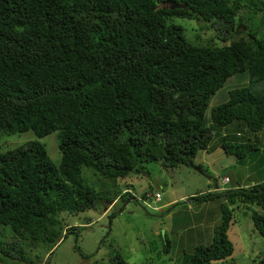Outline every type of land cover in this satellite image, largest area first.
<instances>
[{"label":"trees","instance_id":"obj_1","mask_svg":"<svg viewBox=\"0 0 264 264\" xmlns=\"http://www.w3.org/2000/svg\"><path fill=\"white\" fill-rule=\"evenodd\" d=\"M165 1L0 0V140L58 131L60 157L53 165L37 140L0 153V227L12 232L0 240L1 264L26 263L25 246H53L78 229L62 233L59 215L93 209L99 199L82 181L81 167L112 182L147 174L150 163L200 171L194 157L209 146L212 128L232 124L261 138L225 132L223 152L237 163L257 151L264 159V0H172L186 5L172 10L160 5ZM171 18L201 22L213 35L209 42L188 40L180 26L167 24ZM243 72L246 86L228 90L206 118L210 97ZM218 197L225 202L211 243L194 247L181 264L231 255V212L263 207L264 180L187 200ZM249 217L264 239V216ZM163 241L167 254L165 235ZM108 264L126 263L114 254Z\"/></svg>","mask_w":264,"mask_h":264},{"label":"rangeland","instance_id":"obj_2","mask_svg":"<svg viewBox=\"0 0 264 264\" xmlns=\"http://www.w3.org/2000/svg\"><path fill=\"white\" fill-rule=\"evenodd\" d=\"M200 23L195 20L171 18L167 24L180 26L188 40L196 41L198 38V42H209L213 32L208 28L203 30ZM243 30L244 28L240 27L239 35L243 34ZM257 31L259 37L261 30ZM246 84V72L228 78L210 97L206 118L211 107L225 102L228 90L241 88ZM235 130L240 132V138L260 141L261 133L255 136L248 135L245 128L240 126L237 128L236 124H232L226 131L213 127L212 133H215V136L213 135L210 146L215 143L218 145V138L225 132L232 137ZM33 140L43 145L49 161L57 166L60 160L57 150L58 131L40 139L29 130L4 135L0 140V153ZM259 144L256 143L258 147ZM230 157L234 158L233 166L218 169L216 174L210 173V168L205 164L196 162L195 164L200 165V171L183 166L165 169L156 163H150L146 165L147 174L129 175L115 182L81 167L82 181L98 194L99 199L95 207L75 215L61 213L59 219L62 233L70 226L78 229L67 236L60 235L53 246L46 243H40L35 247L25 246L26 263L21 264H108L114 254L122 257L126 264H181L183 256L189 255L194 247H205L211 243L213 237L211 231L213 225L219 223L222 201L211 200L207 204L189 201L190 203L186 204L185 199L177 200L183 196L190 198L203 194V186L209 176L211 180L207 189H212L213 182H216L218 187L222 175L230 178L229 184L224 188L235 184L249 185L251 182L250 179H246L247 175L251 179L264 178V159L260 151L253 152L251 158L243 162L236 163L235 157ZM228 159L233 162L232 158ZM157 190L161 198L155 203L152 195ZM171 199L176 201L166 206ZM251 211L264 216V206L241 205L239 209H233L227 232L232 253L228 258L211 264H257L258 257L264 253V239L253 229L249 217ZM112 214L114 216L110 218ZM216 215L219 216L213 222L212 217ZM204 222L202 226L208 235L197 238L196 232L199 234L201 229L193 227ZM161 232L169 241L167 254L161 251L164 244ZM11 235L9 227H0V240H5Z\"/></svg>","mask_w":264,"mask_h":264},{"label":"crops","instance_id":"obj_3","mask_svg":"<svg viewBox=\"0 0 264 264\" xmlns=\"http://www.w3.org/2000/svg\"><path fill=\"white\" fill-rule=\"evenodd\" d=\"M222 130V129H221ZM214 136H215V133H214ZM223 135H221L219 138H218V145L215 143V145H212V146H210V144H209V146L206 148V150H199V151H197L196 152V155H195V157H194V162H196V163H198V164H205L208 168H210V173H214V174H216V173H218L217 171H218V169L219 170H222V169H227L228 167L230 168V167H232L233 166V163H234V158L233 157H230V156H232V155H229V156H226V154L223 152V150H222V148H221V146H220V141H221V137H222ZM228 158H232V160H233V162L231 163V160L230 159H228ZM228 159V160H227ZM225 160H227V162H225ZM237 163V162H236ZM223 176H225V175H222V176H220V178L221 177H223ZM219 178V179H220ZM230 179V178H229ZM238 180H240L239 178H237ZM246 179H250L249 181L251 182L249 185H247V184H235L234 186H232V187H229V188H224V187H222L224 190L225 189H234V188H236V187H240V188H248L250 185H253V184H255V183H258V182H261V181H263L264 180V178H258V179H251L248 175H247V177H246ZM211 180V177L209 176L208 178H207V181H206V183L204 184V192L203 193H205V192H210V191H214V190H216L215 188L217 187V183L216 182H213V186H212V189H207V186H209V181ZM237 180V181H238ZM235 182V181H234ZM240 183H242L241 181H240ZM229 184V183H228ZM219 186L220 185H218V187H217V189H219ZM158 191V190H157ZM217 191H219V190H217ZM221 191H223V190H221ZM186 197H188V196H183V197H180L177 201H179L180 199H182V200H186V204H188V203H190L187 199L189 198H186ZM161 198V197H160ZM214 200H220V201H222V203H224L225 201H224V198H222V197H218V198H216V199H214ZM176 200H170L167 204H165L166 206L167 205H171L172 203H174ZM207 203H209V201L208 202H205V204H207ZM208 214V213H207ZM207 214H206V216H207ZM218 216L219 215H216V216H213L212 217V221L214 222L217 218H218ZM207 218H205V220H206ZM203 224H205V222L204 223H200V224H196L193 228L195 229V228H199V229H201V231L199 232V234L196 232V237L197 238H201V237H203V236H207L208 234L206 233V229H205V227L204 226H202ZM217 224H219V223H217ZM217 224L215 225V226H217ZM214 226V225H213ZM212 232V231H211ZM227 232H228V230H227ZM227 232H226V235H227ZM228 238V237H227Z\"/></svg>","mask_w":264,"mask_h":264},{"label":"built area","instance_id":"obj_4","mask_svg":"<svg viewBox=\"0 0 264 264\" xmlns=\"http://www.w3.org/2000/svg\"><path fill=\"white\" fill-rule=\"evenodd\" d=\"M228 183H229L228 177H226V176L221 177L219 180V185H220L219 189H216V190H219V191L224 190L222 187H224ZM152 198H153L155 203L159 202L160 201V193L158 191H155L152 195ZM154 210H156V209H154Z\"/></svg>","mask_w":264,"mask_h":264},{"label":"water","instance_id":"obj_5","mask_svg":"<svg viewBox=\"0 0 264 264\" xmlns=\"http://www.w3.org/2000/svg\"><path fill=\"white\" fill-rule=\"evenodd\" d=\"M160 5L164 8H168L170 10H172V9H184L186 7L185 4L175 3L172 0L165 1V2L161 3ZM161 233L163 236V232H161Z\"/></svg>","mask_w":264,"mask_h":264}]
</instances>
